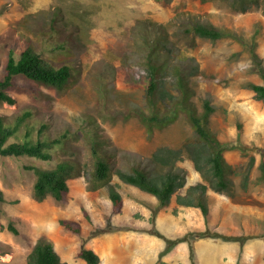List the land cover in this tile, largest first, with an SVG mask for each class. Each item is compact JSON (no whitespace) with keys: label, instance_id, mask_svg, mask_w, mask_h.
<instances>
[{"label":"rangeland","instance_id":"rangeland-1","mask_svg":"<svg viewBox=\"0 0 264 264\" xmlns=\"http://www.w3.org/2000/svg\"><path fill=\"white\" fill-rule=\"evenodd\" d=\"M57 9L58 24L67 34L63 49L58 35L42 32L51 27L50 15ZM187 15L241 38L187 34ZM139 18L167 23L175 49L198 61L193 99L200 110L206 98L216 107L210 127L228 142L231 189L208 191L212 215L207 219L199 208L179 204L177 194L159 209L155 195L114 175L112 182L124 197L122 210L114 212L107 186L93 188L88 174L68 179L65 201L35 196L37 176L29 165L54 166L64 157H78L85 169L93 168L83 139L68 149L54 147L49 161L0 154V264H28L43 236L54 241L68 264H89L78 255L82 246L99 254V264H264V100L248 87L249 82L263 83L252 68V51L264 58V0H0V78L11 50L18 56L30 44L55 66L70 63L75 74L62 89L16 75L9 88L16 101L1 102L0 113L14 117L31 110L33 124L44 116L58 129L67 122L86 128L85 114H91L102 123L111 146L143 157L160 146L178 148L194 140L185 112L150 136L137 115L125 119L118 111L148 110L146 70L139 63L144 51L138 47L144 39L141 32L139 37L132 33ZM165 80L171 87V76ZM179 164L187 173L186 188L204 181L187 154ZM62 218L78 220L81 234L65 229ZM10 223L18 233L9 229Z\"/></svg>","mask_w":264,"mask_h":264},{"label":"trees","instance_id":"trees-1","mask_svg":"<svg viewBox=\"0 0 264 264\" xmlns=\"http://www.w3.org/2000/svg\"><path fill=\"white\" fill-rule=\"evenodd\" d=\"M173 20L179 19L176 15ZM60 12L55 10L50 15V28L47 36L58 35L64 48L67 41L64 28L59 25ZM189 21L184 31L202 38L216 40L224 36L241 38L233 30L225 29L213 23L201 21L197 17L187 15ZM172 20V21H173ZM142 26V29L140 28ZM133 34L143 37V44L138 47L144 51L139 63L146 70V80L143 85L146 90L148 110L137 106L134 110H118L125 119L132 114L137 115L145 124L151 136L155 128L164 127L175 121L179 113L185 112L192 124L196 138L187 141L182 147H158L149 157L139 153L124 151L115 145L102 133V123L93 115L85 114L87 126L80 129L67 122L64 129H58L44 116L38 125L33 124L34 112L27 110L11 117L0 113V154L5 156H33L42 160H52V149L63 146L71 147L75 140L83 139L90 148L93 168L87 170L80 158L64 157L54 166L32 164L27 168L37 176L34 190L37 199L42 200L48 195L65 201L68 198L70 185L68 179L74 176L88 174L93 188L105 184L112 200L114 212H120L124 206V197L116 184L112 182L117 175L125 183L135 185L158 198L157 208L167 206L177 194L179 204L194 206L201 210L205 218H211L208 201V191H229L233 185L232 166L227 160L228 142L223 140L210 127V118L216 107L209 98L204 99L202 110L193 99L195 89L193 76L199 72V63L194 56L179 52L172 45L171 33L167 23L139 18L132 26ZM139 30V32L137 31ZM253 70L263 83L249 82L248 87L255 91L258 99L264 100V58L253 49ZM52 59L41 55L33 44L23 48L19 55L11 50L5 64L3 77L0 78V103H15L16 98L9 91L14 84L16 75L43 84L66 87L75 77L72 65L64 62L60 66L51 63ZM171 76V87L167 86L166 76ZM240 131L241 126L239 125ZM188 155L194 168L199 171L204 181H198L186 188L188 181L185 169L179 161ZM261 178L264 181V160L260 162ZM185 189L184 193H181ZM0 201H4L0 190ZM1 213V209H0ZM61 225L72 232L81 234L82 225L78 220L62 218ZM9 229L18 233V228L9 224ZM78 255L89 264H99V254L90 247L82 246ZM28 264H68L58 252L54 241L41 237L28 255Z\"/></svg>","mask_w":264,"mask_h":264}]
</instances>
